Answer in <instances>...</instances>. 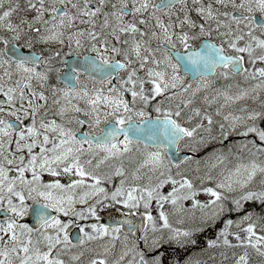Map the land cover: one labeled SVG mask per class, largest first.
<instances>
[{"label":"rangeland","instance_id":"rangeland-1","mask_svg":"<svg viewBox=\"0 0 264 264\" xmlns=\"http://www.w3.org/2000/svg\"><path fill=\"white\" fill-rule=\"evenodd\" d=\"M88 2L97 3L99 30L105 29L114 18L123 23L124 16L119 13L118 3L132 10L128 17L133 20L129 28H138L136 22H141L138 20H142L144 13L138 0ZM115 4V9L110 11ZM5 9L11 13L5 17L6 21H0V29L19 28L22 23L13 12L10 1ZM194 10L200 33H204L207 27L212 40L223 45L225 53L242 52L247 56L244 61L246 70L240 76L229 78L231 75L221 67L225 73L190 81L162 48L141 45L132 53L131 46L124 52L131 57H126L129 68L121 74V83H97L95 89L96 85L87 83L72 92L55 87L53 99H38L40 108L42 102L61 101L55 113L61 114L64 109H69L90 118L94 125L110 120L119 123L137 121L150 109L153 112L156 109L170 111L174 113L168 116L179 117L181 121L177 120L188 124L191 132L179 144L178 150L185 154L180 162L187 160L180 164H172L164 151H150L141 157L129 142L101 148L105 155L98 164L118 156L121 150L117 147L122 144L133 152V168L124 171L129 179H138L136 182L141 188L137 190L128 186L121 188V192L133 193V202L142 203L151 216L166 222V227L159 231L156 230L158 224L153 223L144 236L145 243H135L133 249L132 244H113L99 239L98 235V240L90 241L94 232L85 230V244L77 252L83 258L99 257L107 247L117 250L121 259L116 264H140L141 261L145 264H183V261L186 264H264V252L254 240L255 237H264V27L254 20L255 14L264 19V0H197ZM12 14L17 17L16 21L12 20ZM158 20L161 24L159 36L162 37L176 31L178 23L189 26V19L185 17L176 21L169 15ZM21 27L25 28L23 24ZM149 33L150 38L153 37L154 32ZM18 38L29 44L33 37L23 30V35ZM91 50L97 51L99 56L110 57L119 49L110 48L107 38L97 35V49ZM130 58H138L141 65L133 64ZM159 62L164 64L163 69L159 70ZM3 64L5 74L9 76L37 75L31 67H13L6 60ZM52 71L53 65L48 69V75H52ZM24 81L22 87L26 85ZM5 87H11L9 82H5ZM10 101L2 107L5 110L0 111V132L7 129L6 132L13 135L8 121L18 118L26 108L31 109L34 105L28 91L23 92L22 101L18 100L21 108L12 106ZM171 106L181 111H172ZM238 136L254 140V143L238 152L230 146L232 139ZM214 139H218L216 147L211 145ZM12 145L4 146L9 148ZM187 151L192 152L191 159ZM110 175L112 171L107 172V176ZM247 188L249 190L244 191ZM100 232L97 229V233ZM21 240L11 226L0 230V264H14L22 256L19 250ZM61 243L64 245L65 242ZM31 245L33 252L27 258L29 262L47 264L41 257L51 249L49 243H46V253L40 250L42 242ZM161 247L164 250L160 251ZM69 255L72 253H64L63 258ZM27 259L20 264H27ZM95 261L107 262L99 258ZM55 264H63V261L58 260Z\"/></svg>","mask_w":264,"mask_h":264},{"label":"flooded vegetation","instance_id":"flooded-vegetation-1","mask_svg":"<svg viewBox=\"0 0 264 264\" xmlns=\"http://www.w3.org/2000/svg\"><path fill=\"white\" fill-rule=\"evenodd\" d=\"M7 1H10L13 12L25 28L21 24L17 29H0V111L5 110L2 107L10 100L13 101H10L12 106L21 108L19 101H22L24 91H28L34 106L26 108L18 118L8 121L14 136L6 132L7 129L0 132V230L11 226L22 239L19 241L22 256L14 264L27 259L33 252L31 244L39 242L43 243L40 250L44 253L46 243L51 247L41 257L47 264H55L58 260L63 261V264H73L74 257L78 264H102L93 262L97 255L86 259L77 254L78 248L85 244V230L94 232L90 241L97 239L98 235L99 239H106L113 244H132L133 249L135 243H145L144 236L153 223L158 224L156 230L159 231L165 228V223L151 216L149 209L142 203L135 204L133 193L127 194V190L121 192V188L128 186L136 187L137 190L141 188L136 182L138 179H129L124 171L126 168H133V152L122 144L117 147L121 150L118 156L98 164L99 159L105 155L101 148L129 142L141 157H145L150 151L165 153V149L160 146L148 147L134 141L131 137L136 127L127 125L129 121L119 123L110 120L94 125L90 118L69 109H64L61 114L55 113L54 110L61 106V101L42 102L40 105L44 107L40 108L38 99H53L56 95L55 87L72 92L87 83L96 85L94 89L97 88V83H121V74L129 68L126 57H131L124 52L131 46L132 53L141 45L162 47L165 54L169 49L185 53L196 48L200 41L206 44V41H212L213 38L206 34V29L204 33L199 31L194 10L197 0H178L177 3L170 0H138L144 11L142 20H138L141 21L138 28H127L133 21L128 18L132 15V10L118 3L119 13L124 16L123 24H114L112 28L103 30H99L101 24L97 25V3H87V0H0L1 23L11 13L5 9ZM169 15L176 21L184 17L189 19V26L178 23L176 31L168 35L170 41L167 44L148 40V32L161 28L158 19ZM16 16L12 14L13 21L17 20ZM89 20H93V28L86 27ZM136 24L139 25V22ZM23 30L33 37L29 44L18 38L23 35ZM97 33L104 34L108 38V46L118 48L116 52L123 54L97 58V51L91 50L97 49ZM158 38L159 42L165 41L161 36ZM7 45L35 53L32 64L28 66L35 69L37 75L25 78L18 75L6 76L3 64L5 60L17 68L24 63L6 55ZM87 57L103 65L115 62V75H107L112 74L111 70L99 76L97 73L87 74L82 63ZM130 60L135 65H141L138 58ZM51 65L52 75H48ZM163 65L160 63L159 67ZM222 68L228 69L226 65ZM218 73L225 72L217 69L212 77ZM145 77H148L147 74ZM23 79L26 84L24 87L21 86ZM6 81L10 88L5 87ZM169 113L173 112H161L157 109L153 112L150 109L136 122L150 117L169 118L170 121L175 119L168 116ZM104 130L114 133L101 136ZM244 140L247 141L246 144ZM253 141L238 136L232 139L230 146L240 152L242 147L254 143ZM163 143L159 139L157 144ZM11 144L13 145L9 148L4 146ZM217 144L218 139L212 140L213 147ZM108 171H112V175L107 176ZM97 191L100 192L98 196ZM107 216L111 219L110 223H104ZM97 229L101 232L97 233ZM72 230L77 231L74 241L70 239ZM134 230L141 231L135 233ZM122 239L125 241L122 242ZM61 241L65 242L64 245ZM69 252L72 255L64 259L63 254ZM105 256V264H116L120 259L117 250L112 248H109ZM54 258L56 260H52ZM26 263L40 264L41 261L32 263L27 259Z\"/></svg>","mask_w":264,"mask_h":264},{"label":"water","instance_id":"water-1","mask_svg":"<svg viewBox=\"0 0 264 264\" xmlns=\"http://www.w3.org/2000/svg\"><path fill=\"white\" fill-rule=\"evenodd\" d=\"M178 0H170V2L175 3ZM261 24L263 22H260ZM10 50V49H7ZM14 58L17 59H27L30 61V53L19 52H9ZM190 55V53H189ZM180 62L182 70L190 72V78H195L201 74L210 75L214 72L216 67L223 65L225 62L222 59L221 47L214 45L213 47H208L205 51L201 47L194 54H192L191 62L187 66H183L182 60L179 55L174 57ZM98 67V66H97ZM94 67H92L93 69ZM87 69L89 67L87 66ZM94 71V70H93ZM164 126L161 125H152V124H141L136 127L133 131V136L135 139L142 141L144 143H156L158 141V136L161 132H164Z\"/></svg>","mask_w":264,"mask_h":264},{"label":"bare ground","instance_id":"bare-ground-1","mask_svg":"<svg viewBox=\"0 0 264 264\" xmlns=\"http://www.w3.org/2000/svg\"><path fill=\"white\" fill-rule=\"evenodd\" d=\"M43 107H44V105H42ZM247 143V141L246 140H244V144H246ZM140 263H142V261L140 262Z\"/></svg>","mask_w":264,"mask_h":264}]
</instances>
